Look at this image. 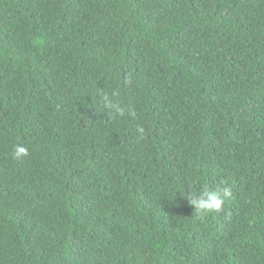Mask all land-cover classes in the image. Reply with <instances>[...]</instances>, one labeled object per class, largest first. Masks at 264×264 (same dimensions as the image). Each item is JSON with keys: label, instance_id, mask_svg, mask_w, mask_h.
I'll return each instance as SVG.
<instances>
[{"label": "trees", "instance_id": "obj_1", "mask_svg": "<svg viewBox=\"0 0 264 264\" xmlns=\"http://www.w3.org/2000/svg\"><path fill=\"white\" fill-rule=\"evenodd\" d=\"M0 264H264V0H0Z\"/></svg>", "mask_w": 264, "mask_h": 264}, {"label": "clouds", "instance_id": "obj_2", "mask_svg": "<svg viewBox=\"0 0 264 264\" xmlns=\"http://www.w3.org/2000/svg\"><path fill=\"white\" fill-rule=\"evenodd\" d=\"M103 102L105 107L109 110V114L112 113L116 114H123V110L120 107V105L114 100L108 96L105 95L103 97ZM133 116L135 113H131ZM143 136L144 129L140 128L138 130ZM28 154L27 149L23 146L17 145L15 148V157L16 158H22L23 156H26ZM222 193V194H221ZM230 195V189L227 187H223L222 189L217 190H210V189H203L199 193V198H195L194 196L189 198V203L194 206L196 210H198L200 213H209V212H219L222 209V206L224 204V198Z\"/></svg>", "mask_w": 264, "mask_h": 264}]
</instances>
